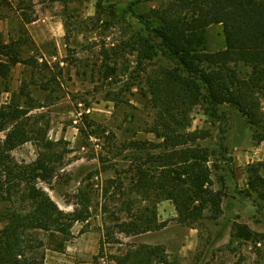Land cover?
<instances>
[{
	"label": "trees",
	"instance_id": "trees-1",
	"mask_svg": "<svg viewBox=\"0 0 264 264\" xmlns=\"http://www.w3.org/2000/svg\"><path fill=\"white\" fill-rule=\"evenodd\" d=\"M11 1L18 2L22 13L20 27H13L10 39L0 36V95L11 93L0 109V221L4 222L0 229V264H45L47 249L63 252L73 236L74 224L89 221L92 201L89 194L80 191V207L65 211L39 185H52L62 175L63 158L68 152L62 150V141L47 137L45 125H37L28 117L31 110L41 106L36 91L48 93L46 98L58 91L57 77H37L33 72L36 90H29L24 79L19 90L12 91L14 67L23 64L37 68L39 58L25 54L32 42L26 24L36 20L25 9L33 0H0V8ZM140 1H132L129 8ZM104 11L115 16L113 8L109 10L104 0H97L95 18L103 20ZM135 14L144 33L131 43L141 62L153 61L162 54L173 66L155 63L146 73L155 110L148 131L163 141H132L126 148L130 153L125 157L132 160L126 177L115 170V179H109L115 185L118 210L130 212L128 219L116 218L119 223L115 226L129 237L162 226L155 211L139 205L142 201H172L183 225L222 215L224 195L212 183L213 169L218 165H211L214 153L198 142L209 132L187 131L192 124L191 112L205 93L213 115L219 116L218 109L224 105L236 108L253 128L255 140L264 141V0H167L164 5ZM6 18L13 20L0 11V20ZM215 25L222 27L225 46L210 50L207 32ZM46 64V59L40 63ZM91 125L79 126L80 133L88 134L86 127ZM27 142H34L37 158L17 163L11 152ZM249 172L251 189L259 190L264 177L258 166L252 165ZM252 190L247 191L250 197ZM233 236L237 241L252 242L257 253L264 254V233L236 223ZM113 238L105 224L93 264H156L162 258L160 247L148 245L129 244L125 250L108 253L105 244Z\"/></svg>",
	"mask_w": 264,
	"mask_h": 264
},
{
	"label": "rangeland",
	"instance_id": "rangeland-1",
	"mask_svg": "<svg viewBox=\"0 0 264 264\" xmlns=\"http://www.w3.org/2000/svg\"><path fill=\"white\" fill-rule=\"evenodd\" d=\"M132 1L135 0H104L109 10H115V16L104 11L101 21L95 18L97 0H68L66 4L33 0L25 9L36 19L27 25L32 42L25 48V54L37 56L39 66L33 69L16 65L12 91H18L24 79L29 90H36L33 72L37 77L43 74H48L47 78L57 77L58 91L50 98H46L48 93L36 91L41 106L31 110L28 117L37 125H45L47 137L62 141V150L68 151L63 158L62 175L52 185L45 182L39 185L65 211L80 207L77 204L80 191L89 194L92 201V216L89 221L74 224L67 252L47 249L51 264L64 263L60 254L65 252V259L73 260L70 258L73 256L80 261L79 255H84L82 261L93 263V251L84 249L91 242L100 246L105 224L114 236L105 244L108 253L136 244L160 247L162 258L156 264H264V254L257 253L252 242L237 241L233 236L236 223L264 233V182H259V190H252L249 185L252 165L258 166L264 177V141L255 140L253 128L236 108L224 105L218 109L219 116L213 115L206 93L191 112L192 124L187 131L209 132L206 139L198 142L214 153L211 165H218L213 169L212 183L224 195L222 215L183 225L172 201L155 204L142 201L139 205L155 211L161 227L129 237L115 226L119 223L116 218L128 219L130 213L118 210L115 185L109 182L115 179V170L121 171L122 177L130 170L132 160L125 157L130 153L126 148L136 140L163 141L148 131L154 123L155 110L146 73L155 63L173 66L162 54L153 61L141 62L138 50L132 46V41L144 33L135 13L164 5L167 0H141L130 9ZM11 2L0 8L13 19L12 22L8 18L0 20V36L5 40L13 27L19 29L21 24L22 10L18 2ZM207 39L210 50L225 46L219 25L208 29ZM44 59L47 64L40 65ZM10 96L7 92L0 95V109ZM88 124H92L86 127L88 134H81L78 127ZM11 155L17 163H30L37 158V149L34 142H27ZM249 190L252 197L247 195ZM3 226L4 222L0 221V229Z\"/></svg>",
	"mask_w": 264,
	"mask_h": 264
},
{
	"label": "crops",
	"instance_id": "crops-1",
	"mask_svg": "<svg viewBox=\"0 0 264 264\" xmlns=\"http://www.w3.org/2000/svg\"><path fill=\"white\" fill-rule=\"evenodd\" d=\"M35 21V20H34ZM33 21V22H34ZM10 22V21H9ZM32 23V22H31ZM28 24H30V23H28ZM28 24H26V28H27V25ZM12 33V32H11ZM11 33H9V39H10V34ZM8 39V40H9ZM90 236H92V234H90ZM89 240H90V237H89ZM68 244V243H67ZM99 247L100 246H98V245H95L94 243H90V245H88V247L87 248H85L84 250L85 251H93L92 253V259L94 258V256L98 253V251H99ZM67 249H69V248H67V246H66V248H65V251L67 252ZM65 252V253H66ZM65 253H61L60 255H63V257H61V260L65 263V264H93V263H91L90 261H86V259H85V261H82V260H84V259H82V257L81 256H84V255H79L80 257L78 258L80 261H77L76 260V257H73V256H70V258L72 259V258H74L73 260H68V259H65L64 258V256H66V254ZM80 254V253H79ZM69 257V256H68ZM56 258H60V257H56ZM84 258H85V256H84ZM61 261V262H62ZM67 262V263H66ZM64 263H60V264H64ZM45 264H51V259L49 258V256L48 255H46V260H45ZM57 264V263H56Z\"/></svg>",
	"mask_w": 264,
	"mask_h": 264
}]
</instances>
